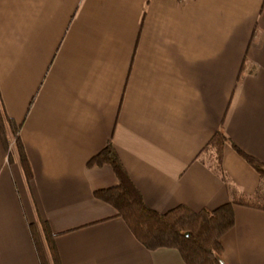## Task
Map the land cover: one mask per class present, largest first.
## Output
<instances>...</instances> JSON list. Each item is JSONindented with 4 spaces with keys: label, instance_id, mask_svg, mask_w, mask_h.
I'll return each instance as SVG.
<instances>
[{
    "label": "crops",
    "instance_id": "obj_1",
    "mask_svg": "<svg viewBox=\"0 0 264 264\" xmlns=\"http://www.w3.org/2000/svg\"><path fill=\"white\" fill-rule=\"evenodd\" d=\"M0 112L32 173L8 139L0 264H40V221L60 264H184L94 197L109 142L149 209L232 204L223 264H264V177L234 149L264 164V0H0Z\"/></svg>",
    "mask_w": 264,
    "mask_h": 264
},
{
    "label": "trees",
    "instance_id": "obj_2",
    "mask_svg": "<svg viewBox=\"0 0 264 264\" xmlns=\"http://www.w3.org/2000/svg\"><path fill=\"white\" fill-rule=\"evenodd\" d=\"M19 128L15 122L0 112V139L6 141L7 133L14 138L19 162L24 176L29 182L32 178L30 166L18 137ZM223 140L215 135L210 144L221 156ZM243 160L264 177V164L245 155L234 147ZM111 167L118 184L115 187L98 190L94 197L108 205L121 218L135 239L147 250L161 248L175 249L184 264H223L221 238L234 225L232 204L223 205L215 210L194 212L179 206L165 213L149 209L142 196L123 168L113 146L109 142L96 156L91 158L88 168ZM33 245L40 264H60L54 235L47 223L40 221L38 227L29 226Z\"/></svg>",
    "mask_w": 264,
    "mask_h": 264
},
{
    "label": "rangeland",
    "instance_id": "obj_3",
    "mask_svg": "<svg viewBox=\"0 0 264 264\" xmlns=\"http://www.w3.org/2000/svg\"><path fill=\"white\" fill-rule=\"evenodd\" d=\"M8 139H12L13 140V144H14V138L12 137V135L10 133H7V138L6 141H3L2 139H0V147H3V149L5 150V153L7 155H10L11 153V149H12V145L9 144V140ZM10 145V146H9ZM15 145V144H14ZM17 151V149H16Z\"/></svg>",
    "mask_w": 264,
    "mask_h": 264
},
{
    "label": "built area",
    "instance_id": "obj_4",
    "mask_svg": "<svg viewBox=\"0 0 264 264\" xmlns=\"http://www.w3.org/2000/svg\"><path fill=\"white\" fill-rule=\"evenodd\" d=\"M168 1H174V2H177V3H185L187 1H192V0H168Z\"/></svg>",
    "mask_w": 264,
    "mask_h": 264
}]
</instances>
